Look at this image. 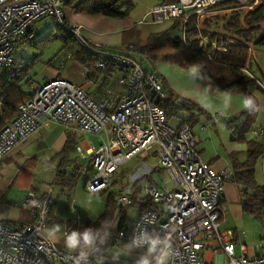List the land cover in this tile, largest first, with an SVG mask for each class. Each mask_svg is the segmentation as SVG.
I'll return each mask as SVG.
<instances>
[{
	"label": "built area",
	"instance_id": "2783aa9c",
	"mask_svg": "<svg viewBox=\"0 0 264 264\" xmlns=\"http://www.w3.org/2000/svg\"><path fill=\"white\" fill-rule=\"evenodd\" d=\"M227 0H179L152 6L142 22L180 20L182 28L193 19L197 28L210 14L218 12L219 4ZM236 7L250 11L264 0H233ZM67 0H0V70L13 76L19 69L12 53L33 40L31 27L44 16L54 17L66 33L73 36L93 55L94 74L105 69L106 61L120 62L118 75L108 76L96 95L87 94L80 86L56 77L37 85L31 97L20 103L17 114L0 130V161L20 142L41 125L50 121L73 128L81 134L96 135L98 145L88 146L83 157L87 160L84 188L89 194L109 191L111 178L118 166L132 157L145 160L156 158L153 171H163L166 181L160 184L146 179L141 187L142 202L150 209L140 211L132 220L128 236L142 219L150 227L163 230L171 239L176 252L172 264H264V201L261 205L262 231L258 253L247 255L246 246L239 243L235 253V234L222 229L227 204L223 202V185L229 172H218L202 159L197 140L187 123L170 126L164 109L155 101L165 100L162 82L154 72L146 71L129 55L102 49L85 42L79 25L66 23L62 6ZM229 43L247 47L250 59L253 43H245L232 35L219 33L210 42L197 40L198 48L210 45L209 52H224ZM70 58L69 55L65 56ZM249 64V63H248ZM248 64L244 72L263 90L264 82L257 78ZM84 76L89 79L86 71ZM122 89L115 96L113 88ZM213 120L219 118H213ZM264 135V121L255 132ZM102 134V135H100ZM81 152V148H76ZM151 172V171H150ZM146 168L141 176L131 177L130 185L142 176H150ZM37 201L33 204L32 201ZM117 207L131 204L128 191L113 197ZM54 199L50 190L41 194L27 191L21 207L28 210L32 221L8 224L0 215V264H75L66 250L57 249L46 236V226ZM124 237L118 233L117 239ZM210 257L206 259V253ZM216 253L215 257L213 254ZM89 264H114L104 253L89 258ZM117 264H120L117 262Z\"/></svg>",
	"mask_w": 264,
	"mask_h": 264
},
{
	"label": "crops",
	"instance_id": "0c3cea01",
	"mask_svg": "<svg viewBox=\"0 0 264 264\" xmlns=\"http://www.w3.org/2000/svg\"><path fill=\"white\" fill-rule=\"evenodd\" d=\"M133 1H135V4L138 3L140 5L139 10H136L134 7L123 18L109 17L101 14H87L76 10L73 5L67 3L62 6V11L68 25L80 26L79 34L85 42L102 49L128 54L140 62L146 71L154 72L164 87L165 84L167 85L172 80L173 74L176 71L182 72L181 69L185 68L179 65V68H175L173 64L166 62H156L157 64L155 65L146 56L135 54L131 49L135 44H143L150 34L170 29L173 22H155L149 19L142 22L149 9L155 4L160 3V0ZM216 8L218 12L210 14L205 18L203 25L211 24L214 21L217 22L218 18L228 15L226 13L229 12H239L241 18L247 12L241 9L229 10L230 8L223 4H219ZM141 12L142 15L139 17ZM260 28L264 34V25L260 24ZM209 31L214 34H228L214 30ZM29 46L28 43L26 46L19 47L13 51L14 55L12 53V56L15 66H24L22 63L24 61L16 59L15 56L19 51L24 52L29 49ZM258 52L259 55L257 57L264 56L260 55L261 51ZM30 54L38 56L41 53L40 51L37 52V50L31 49ZM66 55V52L61 49L57 54H54V57L49 59L47 65L41 62L33 65L28 71L27 77H21L18 82L20 89L24 93L32 95L37 85L48 79L61 77L80 86L87 94L96 95L101 90L100 87L108 83L105 82L108 76L114 77L118 75V70L107 75L101 72L98 74L91 73L93 70L87 71L77 61L72 58H66ZM257 57L253 55L250 59L251 66L255 63L257 65ZM83 71L90 74L89 79L84 76ZM261 72L264 75V71L261 70ZM190 86L194 88L195 84L191 82ZM113 91L115 96L122 95V89L119 87H114ZM234 95L238 96L239 93H234ZM259 101V112L263 114L258 113V116L260 115L258 127L248 132L245 138L246 140H255L264 147V135H257L255 133L264 121V100L261 101L260 98ZM261 103L263 104L261 105ZM196 105L200 108L198 104ZM200 109L203 110L202 108ZM243 111L245 110L240 108L238 103H234L229 111L228 118L222 120V123L228 128V133L224 130L226 128H217L216 123L219 119L213 120L206 111H204L207 114L206 118L195 116V121H199L200 127L197 129L190 127L197 140L196 148L200 156L218 172H229L232 174L230 161V154L232 152H239L236 156L239 162L244 161L246 158V154L244 153L245 145L238 143L234 139L242 119V117L238 118V116ZM213 124L214 128L212 130L211 126ZM68 136H71L72 147L66 151V163L63 170L66 173L70 171L77 173L73 167L79 162L82 168V172L80 173H83L84 178L82 182H77L74 186L69 178L60 181L54 177L56 168L59 165L58 160L62 156L60 151ZM225 142L229 143V148L225 147ZM90 144L95 146L90 140V134H81L71 127L66 128L53 121L41 125L24 141L18 143L0 161V212H2L3 219L10 225L31 222L32 218L28 210L21 207L26 192L33 191L39 195L46 190H50L54 203L48 218L46 232L53 225H61V233L57 234V237L52 242L57 249L66 250L63 246V234L72 229L82 230L88 227V222H95L101 215L98 207L94 208L92 204H86L84 200H81L82 197L84 198V184L89 172V169L87 171V160L83 157V152ZM77 147L81 148V152L76 149ZM77 174L79 175V173ZM41 175L43 178L47 177V179H39ZM46 180L52 181L51 183H46L48 182ZM254 180L257 185L264 188V154L254 164ZM152 181L155 182L154 180ZM142 184L143 181L141 182V186ZM114 187L116 188V185L112 186L109 192H113L112 189ZM117 187H122L125 191L129 192L131 185L125 181H120ZM252 195L253 192H250L249 196H242L240 189L230 178L225 180L223 185V202L227 204L228 210L221 228L233 230L235 234L236 254L239 253V243L246 246L247 255L252 256L258 253L263 226L261 211L260 209L250 207L252 205L250 202L248 208L242 205V201H250L249 198H252ZM206 255V259H208L210 253L207 252ZM126 259L133 260L132 258Z\"/></svg>",
	"mask_w": 264,
	"mask_h": 264
},
{
	"label": "trees",
	"instance_id": "16d2710c",
	"mask_svg": "<svg viewBox=\"0 0 264 264\" xmlns=\"http://www.w3.org/2000/svg\"><path fill=\"white\" fill-rule=\"evenodd\" d=\"M70 1L71 0H67L66 3L69 4ZM73 1V7L78 11L91 15L101 14L109 17H126L133 7V0ZM178 1L179 0H160L161 3H177ZM221 4L228 8L236 7V3L233 0H227ZM260 24L264 25V1L256 9L247 11L242 18L239 12H232L222 24V30L239 38L245 43H253L257 48H264V34L260 28ZM181 31L183 36L179 34ZM187 35H197V31L189 22L185 24L183 30L182 22L180 20H175L170 29L150 34L143 44H135L132 46L131 51L135 54L146 56L151 63L157 61H169L178 64L182 68H186L189 63H201L204 65V73L207 77V80L204 81V83L208 84L213 89L216 87H219L220 89H230L233 93L244 92L256 97L258 110L251 114L245 110L238 116V118L241 117V115L243 117L234 139L238 143L245 145L244 153L246 154V158L244 161L239 162L236 159L239 152H232L230 154L232 166L230 179L238 186L242 196H249L250 192H253L252 198H249L250 201L244 200L242 201V205L245 208H248L251 203L252 205L250 207L261 210V205L264 201V188L257 185L254 180V164L256 160L264 154V147L255 140H246L245 135L254 129L252 126L259 113L260 97L257 96L256 92H262L263 95L264 92L243 71L246 64L250 63L247 47L229 43L226 51H215L210 53L209 44H206L203 49L198 48L197 40H187L184 38L187 37ZM59 38L63 43L62 50H64L70 58L77 61L87 71L93 70L95 58L92 54L83 49L73 36L65 33L63 36H59ZM32 42L34 41L31 40L30 43ZM32 66V64H29L28 66L24 65L22 67L16 66L19 71L15 72L13 76H9L6 71L0 70V130L17 114L18 105L31 97L29 93H24L20 89L18 82L21 77L27 75ZM120 66V62L109 60L106 61L105 69L100 72L107 75L120 69ZM91 73H93V71ZM155 102L164 109L166 118H168L169 101L165 99L157 100ZM192 121H195V118L182 120L180 123H187L190 126ZM70 147H72V140L71 136H68L60 151L62 156L60 158L61 161L56 168L57 173L55 176L57 177L63 174H65L66 177V172L63 169L66 163L65 154ZM69 175L71 176L69 179L73 181L77 173L72 172ZM144 178L153 182L149 176H142L135 180V182L131 184L129 191L132 201L131 204L123 207L115 206L113 202L114 193L109 192L104 212L95 222H88V227L91 226L95 228L100 226L99 221L105 220L110 226L112 238L103 249L113 244H119V246L122 247L123 244L128 241L132 221L127 219L126 212L130 206L135 205L140 211L152 208L149 202H142L141 182ZM1 213L2 212H0V215ZM113 215H115V221H117L115 224V230L112 228L113 222L111 218ZM119 232L124 234V237L121 239H117ZM103 249L101 250V253L104 252ZM107 257L114 261V257ZM118 263L134 264L133 260L126 258H120Z\"/></svg>",
	"mask_w": 264,
	"mask_h": 264
},
{
	"label": "rangeland",
	"instance_id": "374dc122",
	"mask_svg": "<svg viewBox=\"0 0 264 264\" xmlns=\"http://www.w3.org/2000/svg\"><path fill=\"white\" fill-rule=\"evenodd\" d=\"M72 3H74L73 0L70 1V5H72ZM132 9L129 11V13L134 9V7L136 8V10H139L140 5L137 3L135 4V1H132ZM232 12L226 13L228 15H230ZM142 15H139V17ZM228 15H224V17H220L218 18L217 22H212L211 24H206L203 25L204 22L202 21L201 23V27L197 28L195 26V22L192 19L191 25L192 27L197 31V35H187V37H184L187 40H199V39H203L204 42L206 43L207 41L210 42L212 40L215 39L216 34L211 33L209 30H214L217 32H224L222 30V24L225 22V20L227 19ZM149 19V18H148ZM147 19V20H148ZM150 20V19H149ZM175 20H173L172 22H174ZM185 27V26H184ZM31 30L33 31V40L34 43H30L29 42V49H27L26 51H19L18 54H16V59H19L20 61H24L22 62L24 65L28 66L29 64L31 65H35L37 63H45V65H47L49 62V59H51L52 57H54V54H57L61 49H62V41L59 38V36H63L66 32L65 30L59 25V23L57 22V20L54 17L51 16H44L40 19H38L35 23H33ZM179 34L181 36H183L182 31L179 32ZM31 49H35L37 50V52L40 51V55L36 56V55H31ZM252 53L251 55H254L255 57H257V55H259L258 51L260 52V55H264V48H257L253 45V49H252ZM14 55V53H13ZM157 62H166V63H170L173 64L175 68H179L178 64L173 63V62H169V61H157ZM257 65L252 64L251 66V62L248 64L251 72L260 80H262V82H264V75L261 72L264 71V56H258L257 57ZM153 64H157L156 62ZM161 64V63H160ZM163 66V65H162ZM33 67V66H32ZM259 67V68H258ZM181 69V68H180ZM261 69V70H260ZM182 72L176 71L175 74H173L172 80L170 82L167 83V85L165 84L164 88V92H165V96L166 99L169 101V115L167 118V122L170 126H177L178 123H180L182 120H188L190 118H195V116L198 117H204L206 118V112H204L203 110H201L200 108L197 107V105L192 101V100H188L186 102H180V100L178 99L177 95H176V90H189L192 89V87L190 86L191 84V80L190 78L187 76V74L185 73L184 69H181ZM179 72V74H178ZM28 75V74H27ZM27 75L25 77H27ZM29 79V77H28ZM193 83V82H192ZM257 96H259L261 98V101L264 100V95L262 92H256ZM263 103H261L262 105ZM242 113V112H241ZM259 114H263L262 112H259ZM241 117H243L241 115ZM240 117V118H241ZM222 118H219V121L216 123L217 128H226L225 125L222 123ZM260 121V115L257 117L254 125L252 126V128H257L258 126V122ZM199 121H192V123L190 124L191 127H194L195 129H197L198 127H200L199 125ZM212 130L214 128V124L211 126ZM239 128V127H238ZM226 133H228V128L224 129ZM238 132V130L236 131V133ZM102 135V134H100ZM97 136L92 134L90 135V140L95 144L98 145V142L96 141ZM225 147L229 148V143L225 142ZM77 159V158H76ZM61 160H58V163H60ZM156 158L154 156H150L148 158H146L145 160H140L137 157H132L129 160H127L126 162L120 164L117 168V170L114 172L111 181L112 184L110 186V189L112 186L116 185V188L114 187L112 189L113 193L117 194L120 192L125 191L122 187H117V185L120 183V181H125V182H129L131 177H136V176H141L144 171V169L146 168L150 173H151V179L154 180L157 184H160L161 181H166L167 180V176L165 174V172L163 171H153V166L155 164ZM74 170H76L77 173H79V175L77 174L72 183L73 186L75 185V183L77 182H82L83 181V173L82 172V168L79 165V162L76 163V165H74L73 167ZM57 173V172H56ZM70 173H72V171L66 173V177L65 174L60 175L59 177L55 176V178H58L60 181L62 179H67V178H71V176L69 175ZM39 179H47L43 178L42 175L39 176ZM146 180V178L143 179V182ZM48 182L46 183H51L52 180H46ZM127 182V183H128ZM115 191V192H114ZM84 198L82 197L81 200H84L86 202V204H92L93 207H98L101 211V214L104 212L105 210V206L106 203L108 201V193L109 191L105 190L102 191L100 193L97 194H89L84 190ZM114 194V195H115ZM137 214V207L135 205L130 206L127 209L126 215H127V219L132 221L135 216ZM112 222H113V230H115V224L117 221H115V215L112 216L111 218ZM102 223H107V221L102 220L99 221V224L101 225ZM103 253H105L107 256L109 257H114L117 253L122 251V247L119 246V244H113L110 246H107L106 248L103 249ZM237 253V250H236ZM206 255V254H205ZM216 253L213 254V257H215ZM124 256H121L120 258H123ZM207 257V255L205 256ZM224 264H226V261H224Z\"/></svg>",
	"mask_w": 264,
	"mask_h": 264
},
{
	"label": "clouds",
	"instance_id": "9594fccd",
	"mask_svg": "<svg viewBox=\"0 0 264 264\" xmlns=\"http://www.w3.org/2000/svg\"><path fill=\"white\" fill-rule=\"evenodd\" d=\"M184 71L195 87L189 90H176L180 102L192 100L213 118H228L234 103H238L240 108L249 114L258 110L256 97L252 94L241 92L237 96L230 89L219 87L213 89L203 83L207 80L203 64L189 63ZM32 203L37 204V201L33 200ZM150 223L146 219L138 223L130 239L123 244L122 251L114 256V264H117L121 256L132 258L134 264H172L176 252L170 237L163 230L151 228ZM59 233L61 225L56 224L47 229L46 236L49 240H55ZM111 238L110 226L102 223L95 228L89 226L82 230L72 229L65 232L63 246L73 257L75 264H89V258L100 253Z\"/></svg>",
	"mask_w": 264,
	"mask_h": 264
}]
</instances>
